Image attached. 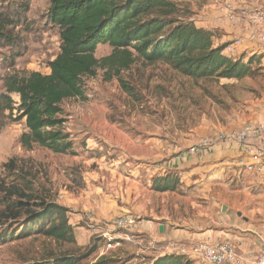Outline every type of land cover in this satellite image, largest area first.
<instances>
[{"label": "rangeland", "instance_id": "1", "mask_svg": "<svg viewBox=\"0 0 264 264\" xmlns=\"http://www.w3.org/2000/svg\"><path fill=\"white\" fill-rule=\"evenodd\" d=\"M7 2L10 7L24 3L27 12L13 31L16 44L0 45V182L31 187L35 196L68 208L76 242L45 237L36 232L38 226L29 228L26 218L10 221L4 232L0 228V234L9 233L0 241V264H59L62 258L74 257L80 260L78 264H97L99 250L107 245L102 235L113 230L111 221L119 217L131 216L145 226L164 224L176 231L205 233L231 228L218 222L221 216L244 215L248 195L243 190L254 182L252 175L237 168L235 173H224L217 183L206 171L190 173L201 164L193 162L194 158L212 156L227 143L205 154L191 155L189 160L177 156L204 139L236 132L255 121L264 107L262 60L257 77L220 82L194 80L165 64L144 66L138 62L121 74L134 87V95L125 93L116 78L104 80L99 70L96 77L83 79L85 99L62 104L63 130L70 135L76 155L40 146L27 150L20 144L26 132L25 120L2 110L5 80L31 72L49 74V64L60 53V30L48 22L50 0ZM207 2L190 0L184 6L195 15ZM111 52V46L101 45L96 57L101 59ZM12 97L19 103L18 95ZM12 159L23 169L17 175L7 167ZM178 162L186 165L178 168ZM168 174L179 179L177 190L154 191L153 181ZM205 177L213 181L210 184L215 194L200 193L204 183L199 184L200 190L194 189V182ZM92 225L99 226V233L92 231ZM28 230H33L32 235L25 236L31 232ZM135 250L134 245L126 244L108 258L114 257L118 264H134ZM258 253L241 254L239 264H257ZM153 256L143 255L146 259Z\"/></svg>", "mask_w": 264, "mask_h": 264}, {"label": "trees", "instance_id": "2", "mask_svg": "<svg viewBox=\"0 0 264 264\" xmlns=\"http://www.w3.org/2000/svg\"><path fill=\"white\" fill-rule=\"evenodd\" d=\"M0 5V45L16 44L14 29L27 12V5ZM190 0H50L47 19L60 30V53L49 64L50 73L31 72L5 80L2 110L25 120L26 132L20 138L24 149L44 147L58 154L76 155L70 135L63 130L62 104L85 99L84 78L103 71L106 81L118 80L122 90L134 95L135 89L121 74L140 62L144 66L165 64L176 73L194 80H237L255 78L260 56L247 62L225 53V45H215V33L198 27L184 3ZM109 45L112 52L101 59L97 48ZM19 96V103L12 97ZM7 167L17 175V159ZM19 175V174H18ZM20 181V180H19ZM179 179L171 174L153 181V190L175 192ZM68 208L35 196L34 190L15 182H0V228L10 221L26 218L28 227L57 242L75 243V233L67 216ZM25 236L32 235L33 230ZM22 234V233H21ZM9 233L0 234L5 241ZM123 246L98 257L97 264H118L114 257ZM94 251V250H93ZM136 251V250H135ZM115 252V253H114ZM135 253V252H134ZM78 258H62L59 264H78ZM154 264H194L181 255H164Z\"/></svg>", "mask_w": 264, "mask_h": 264}, {"label": "crops", "instance_id": "3", "mask_svg": "<svg viewBox=\"0 0 264 264\" xmlns=\"http://www.w3.org/2000/svg\"><path fill=\"white\" fill-rule=\"evenodd\" d=\"M226 2H232L237 8H244L247 6H261L264 4V0H209L203 7L194 15V21L198 27L210 30L215 33V45H226L236 38H244V44L241 48L237 49L233 54H226L241 58L244 62H247L250 57L256 55L260 56L264 65V45L263 50L259 49V40H251L250 36L255 34L257 38L264 34L263 30H258L244 20L238 21L235 25H229L223 22L222 6ZM262 46V45H260ZM255 123L264 124V107L258 111L255 116ZM210 132H206L208 135ZM260 144L264 145V136L258 141H254L250 150L245 149L238 143L223 144L217 148L216 153L212 156H199L193 159V162H201L200 165L195 166L190 173H207L210 179L219 183L220 180H216L223 177L224 173L236 172V169H243L245 173L252 175L255 180L249 185L244 187L243 193L248 195L247 201L244 202V215L241 212L237 213V218L232 215L226 214L220 217L218 222L225 224L231 228L219 232H205L195 233L187 231H176L168 229L164 224H158L157 227L145 226L141 224L139 228L135 230L132 242L123 241L118 246H115L111 250H115L118 247L129 244L134 245L136 249V259L134 264H154L155 260L161 256L166 255L161 251L152 248L150 241L156 240L159 242L166 241H183V242H209L218 240V242L229 241L236 249L237 254L240 256L259 252L262 243L264 241V176H258L254 173L247 171V167L255 165L258 159L254 158L257 154V150ZM193 158V156H190ZM190 157L182 159L189 160ZM203 160V161H202ZM264 160V157H263ZM186 163V162H185ZM178 168H182L181 162H178ZM212 180L197 179L194 183V189H201L199 184L204 183L205 187L201 192L203 195L208 196L212 193L215 194L211 188ZM221 183V181H220ZM225 208V206L223 207ZM239 213L241 215H239ZM163 225V232H160V226ZM112 229V228H111ZM237 230L236 232L234 231ZM113 230H110V234ZM114 233V232H113ZM140 235L137 236L136 235ZM109 250V251H111ZM108 251V252H109ZM107 252V253H108ZM151 258H144L143 255L152 256ZM142 255V256H141ZM195 264V263H194Z\"/></svg>", "mask_w": 264, "mask_h": 264}, {"label": "built area", "instance_id": "4", "mask_svg": "<svg viewBox=\"0 0 264 264\" xmlns=\"http://www.w3.org/2000/svg\"><path fill=\"white\" fill-rule=\"evenodd\" d=\"M223 17L222 20L226 24L235 25L238 21L244 20L250 26L264 31V4L261 6H247L244 8H236L232 2H226L222 6ZM251 40H259V49L263 50L264 34L257 38V35L250 36ZM244 44V38H236L225 45V51L233 54L237 49ZM262 45V46H260ZM264 136V124H257L250 122L244 125L236 132L226 133L222 132L216 137L202 140L198 145L191 146L187 152H180L177 159H185L191 155H202L208 150L218 146L222 143H238L247 150H250L254 141L262 139ZM264 145L260 144L257 154L254 158L258 159L255 165L247 167V171L258 176H264ZM142 224V221H136L131 216L119 217L111 221V228L116 231H125L121 234L106 232L102 235L107 241V245L99 250V257L107 254V252L118 246L120 242H132L134 232ZM95 233H99V226H91ZM137 237V235H136ZM152 248H155L162 253L168 255H181L193 261L195 264H239L240 257L236 253L233 245L228 242H217L210 244L208 242H180V241H166L159 242L156 240L150 241ZM257 264H264V241L259 250Z\"/></svg>", "mask_w": 264, "mask_h": 264}, {"label": "water", "instance_id": "5", "mask_svg": "<svg viewBox=\"0 0 264 264\" xmlns=\"http://www.w3.org/2000/svg\"><path fill=\"white\" fill-rule=\"evenodd\" d=\"M239 215H241V214L239 213ZM160 232H163V225L160 226Z\"/></svg>", "mask_w": 264, "mask_h": 264}]
</instances>
